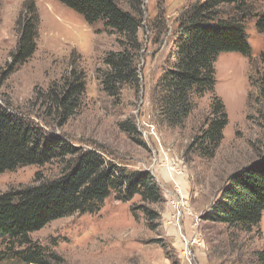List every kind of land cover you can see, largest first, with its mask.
<instances>
[{
	"label": "rangeland",
	"instance_id": "374dc122",
	"mask_svg": "<svg viewBox=\"0 0 264 264\" xmlns=\"http://www.w3.org/2000/svg\"><path fill=\"white\" fill-rule=\"evenodd\" d=\"M27 2L38 9V48L10 74L20 36L17 21ZM197 3L206 0H164L169 31L159 35L150 26L158 18V0H145V21L139 33L143 44L140 84L137 89L124 87L121 97L113 99L103 91L101 77L107 70L106 56L120 51L119 36L105 28L103 21L89 24L58 0H0V102H8L20 114L32 110L36 114L29 103L34 93L61 82L73 67L81 69L86 89L78 114L62 128L45 127L65 134L76 146L102 149L109 161L128 171L150 172L162 191L158 205L142 203L140 197L122 202L112 195L100 212L63 218L31 235L34 243L61 256L64 264H253L255 254L264 249V212L259 226L248 234L205 220L229 178L264 158V102H255L259 92L249 79L250 58L236 53L218 57L215 90L196 100L183 128L170 127L155 117L154 96L167 70L176 21ZM249 7L251 16L244 25L252 58L257 60L264 51V35L257 31L256 16L264 15V1L253 0ZM233 11L232 6L224 10ZM213 96L222 100L229 123L214 158L205 159L187 152L210 116ZM126 122L135 125L140 135L124 133L120 125ZM60 168L53 163L1 174L0 195L33 185L38 175L53 179ZM176 199L184 204L179 223ZM142 207L159 218L151 219ZM4 247L0 238V250ZM3 264L22 263L9 259Z\"/></svg>",
	"mask_w": 264,
	"mask_h": 264
},
{
	"label": "trees",
	"instance_id": "16d2710c",
	"mask_svg": "<svg viewBox=\"0 0 264 264\" xmlns=\"http://www.w3.org/2000/svg\"><path fill=\"white\" fill-rule=\"evenodd\" d=\"M58 1L89 24L103 21L105 28L119 36L120 51L109 53L104 62L107 70L101 77L103 91L119 99L124 87L137 89L143 51L139 33L145 21V0ZM251 1L206 0L204 4L191 5L181 14L176 21L167 70L154 96L158 122L174 128L185 126L196 108V100L213 94L217 84L215 64L225 53L250 58L249 79L259 92L255 102L258 105L264 102V51L257 60L252 58L244 25L251 16ZM162 2L158 0V18L150 25L159 35L169 31ZM230 6L233 13L224 12ZM256 17L257 31L264 35V15ZM17 25L20 36L11 56L10 74L31 59L38 48L39 15L33 2L24 4ZM85 89V75L73 67L61 82L34 93L29 103L36 114L33 110L20 114L8 102H0V175L26 166L57 163L61 167L60 174L53 179L38 175L33 185L0 195V238L5 241L4 249L0 250V264L9 259L22 264H64L61 256L34 243L31 235L54 221L100 212L112 195L122 202L136 197L145 204L158 205L163 201L162 191L150 172L128 171L109 161L102 149L76 146L65 134L47 130L48 126L62 128L78 114ZM251 99L250 96V102ZM33 115L41 122L31 118ZM228 123L222 100L213 96L210 116L187 153L213 159ZM120 127L130 137L140 135L131 122ZM142 209L151 219L159 218L156 212ZM263 212L264 158L229 178L205 220L248 234L259 226ZM253 264H264V249L255 254Z\"/></svg>",
	"mask_w": 264,
	"mask_h": 264
},
{
	"label": "built area",
	"instance_id": "2783aa9c",
	"mask_svg": "<svg viewBox=\"0 0 264 264\" xmlns=\"http://www.w3.org/2000/svg\"><path fill=\"white\" fill-rule=\"evenodd\" d=\"M179 199V198H178ZM176 199V205L175 203H173L174 206V209H175V213H176V218H177V222H181L182 221V217H183V214H184V204L182 203L181 200H178ZM198 243H200L198 241ZM187 247H185L187 249V253H188V256L191 254L190 250H189V242H187ZM192 262V261H191Z\"/></svg>",
	"mask_w": 264,
	"mask_h": 264
}]
</instances>
